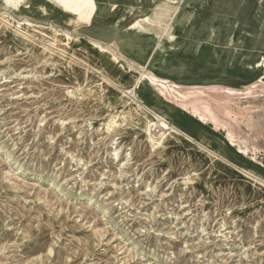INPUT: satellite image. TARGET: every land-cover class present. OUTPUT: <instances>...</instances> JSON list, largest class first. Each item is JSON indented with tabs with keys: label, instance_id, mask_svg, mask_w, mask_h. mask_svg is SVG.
Masks as SVG:
<instances>
[{
	"label": "rangeland",
	"instance_id": "374dc122",
	"mask_svg": "<svg viewBox=\"0 0 264 264\" xmlns=\"http://www.w3.org/2000/svg\"><path fill=\"white\" fill-rule=\"evenodd\" d=\"M158 1H99L78 33L41 0H24L22 16L0 0V264H264V144L254 161L201 142L214 157L179 122L192 140L152 148L154 113L126 103L134 78L116 84L88 44L187 82L239 85L264 56L257 0H173V48L128 29ZM109 113L120 117L107 131Z\"/></svg>",
	"mask_w": 264,
	"mask_h": 264
},
{
	"label": "bare ground",
	"instance_id": "6f19581e",
	"mask_svg": "<svg viewBox=\"0 0 264 264\" xmlns=\"http://www.w3.org/2000/svg\"><path fill=\"white\" fill-rule=\"evenodd\" d=\"M41 1L57 10L63 16L62 22L75 28L76 32L79 33L83 31V27L89 26L92 23L93 18L98 14L99 9H101L99 1L102 0ZM23 2L24 0H2V5L10 8L17 15H21ZM174 3L173 0H159L149 10H140L141 18L134 22L132 21L128 29L144 35L145 38L152 35L160 37L163 34L168 47L173 48L177 37L173 33L171 22L178 21V10L180 9ZM113 5L110 8H113ZM256 6V10L262 14L259 17V22L261 24V35H264V0H257ZM40 8L45 15L48 14L46 7L40 5ZM131 9L132 7L129 8V11ZM21 21L25 22L28 26L34 27L27 19H21ZM12 22H16L18 25L20 20L13 19ZM51 29L57 32L53 26ZM63 35L68 41L78 40V38H73L68 30L64 31ZM231 40L233 45L234 39L231 38ZM66 44H69V42ZM88 44L97 54L104 57L106 64H108L107 71L111 73V78L116 84H122L124 77L127 78V76L134 78L133 86L125 88V92L129 93L132 97L131 99L126 98V103L132 104L140 110L146 108L148 111L154 113L155 118H151L145 113V122L143 124L144 133L152 148L163 147L164 140L169 137L178 142L181 141L179 135L192 140L191 136L177 125V123L182 122L186 127L196 132L199 138L197 144L205 149L208 154L220 157L218 152L207 148L201 142L207 145H211L214 142L221 146L226 143L228 148L233 147L240 154L246 155L250 152L252 159L256 161L254 154L261 144H264V56L253 64L248 63L245 67L244 73L252 74L255 71L258 72V75L250 81L245 80L244 83L239 85L210 81L200 83L198 81H184L182 78L168 72L154 69L152 64L150 66L142 64L126 56L114 43L102 44L98 40L88 39ZM162 46L158 45L159 48H163ZM63 49L66 50V47ZM219 50L221 51V49ZM157 61L163 62L162 59L160 61L154 60L155 63ZM116 71L118 73H114ZM119 72H123L124 74H120ZM241 76L242 78L244 77L243 74L236 75V77ZM111 92L107 93L109 97L116 96ZM145 95L147 96V100L144 98ZM108 116L109 120L106 123V125L108 124L106 126L107 131L119 124L118 117H120L112 113H109ZM152 131L156 132V136L152 134ZM217 132H220L223 136L220 138V136H217ZM252 181L256 182L254 179Z\"/></svg>",
	"mask_w": 264,
	"mask_h": 264
}]
</instances>
